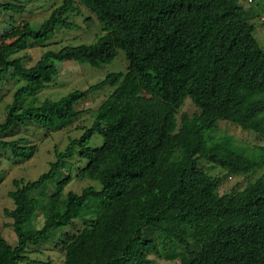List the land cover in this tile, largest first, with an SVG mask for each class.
<instances>
[{"label":"trees","instance_id":"1","mask_svg":"<svg viewBox=\"0 0 264 264\" xmlns=\"http://www.w3.org/2000/svg\"><path fill=\"white\" fill-rule=\"evenodd\" d=\"M78 6L101 25L103 35L94 44L48 50L32 66L16 56L46 44L57 28H71L69 15ZM0 10L19 9L0 3ZM243 12L239 0H62L39 29L27 20L5 23L0 32V96L15 80L24 84L14 92L7 119L0 123V149L9 150L16 161L30 160L37 146L25 138L5 140V134L31 123L61 130L79 118V103L106 87L114 90L97 109L92 126L64 151L56 150V161L46 173L34 181L13 180L8 196L14 209L5 213L13 220L17 243L9 244L0 232V264L34 263L27 256L29 247L72 227L92 201L99 203L95 218L74 234H63V264H152L149 254L157 250L160 238L181 249L169 251L168 261L264 264V173L242 191L219 195L221 179L199 166L207 160L235 176L264 166V148L256 156L231 136L206 137L219 121L264 136V49ZM119 51L126 56V73H110L58 100L27 104L53 82L55 62L100 68L111 64ZM187 98L200 113H184L179 121ZM97 134L102 145L89 147ZM76 154L87 160L76 179L97 181L101 189L89 186L64 198L74 179L67 174L56 181L51 195L43 200L35 195ZM39 209L40 229L32 226Z\"/></svg>","mask_w":264,"mask_h":264},{"label":"rangeland","instance_id":"2","mask_svg":"<svg viewBox=\"0 0 264 264\" xmlns=\"http://www.w3.org/2000/svg\"><path fill=\"white\" fill-rule=\"evenodd\" d=\"M61 2L62 0H0V3L3 4L13 3L19 9L18 12L0 10V32L4 28L5 23L11 18L17 23L27 20L32 24L34 29H39L41 24L48 19L53 9L61 5ZM239 5L244 8L243 17L248 18L254 24V35L260 46L264 49V0H239ZM88 17H91L92 23L86 22V18ZM69 21L72 23L71 28H57L54 36L46 44L29 47L17 53L16 56L24 57L26 65L32 66L48 50L60 51L66 46L91 45L103 35L99 21L82 6H78L77 10L69 15ZM127 65L126 56L123 51L118 52V56L111 64L100 68L70 60L55 62L58 73L53 82L47 89L28 98L27 104L40 105L45 100H58L73 91L86 90L90 86L102 81L110 73H126ZM22 84L24 83L15 80L1 94L0 123L6 121L9 106L13 101V94ZM113 90L114 88L112 87H106L91 95L81 104L79 103L76 109L82 111L81 115L72 124L61 130H48L31 123L27 127L19 128L16 134L7 133L4 135L5 140L25 138L27 143L37 146L35 155L25 162L16 161L9 150L0 149V232L9 244L16 245L17 243V236L12 226L13 220L5 213V210L14 209V203L8 196V192L14 189L13 180L34 181L46 173L50 168V164L56 161V150L64 151L72 139L80 138L84 131L92 126L97 109ZM184 113L192 116L199 114L200 110L190 98H187L177 116L179 121L181 115ZM211 134L216 138L231 136L235 140V143L239 146L247 147L249 153L256 156H259L264 148L263 135L253 131H245L226 121H219L217 129L213 133H207L206 137H209ZM102 143L103 138L97 134L92 138L89 147H100ZM261 155L264 156V154ZM86 164L87 160L82 159L76 154L73 159L67 162L65 169L62 170L56 180L49 182L42 191V194L40 192L35 195L42 198V200L43 195H51L55 189L56 181L67 174L74 177V179L65 189L64 198L70 191L81 194L89 186H94L100 190L101 184L97 181L76 179L75 176L78 169L85 167ZM199 166L206 174L221 179V185L218 189L219 195L242 191L250 182H255L264 173V166L257 169L253 174L241 176L230 175L226 170L207 160H200ZM44 203L45 201L42 202V206ZM98 209V202H90L84 212L83 218L76 220L72 227L52 232L47 243L30 246L27 256L34 263L26 262L22 264H63L65 256L59 247L63 234L65 232L74 234L85 224L86 220L95 218ZM32 226L38 229L43 226V212L41 209L35 213L32 219ZM164 241L163 238L158 239L157 250L150 252L149 258L152 264H180L179 260L168 261L165 258V255L173 249L181 252L179 245L171 241H166L164 244Z\"/></svg>","mask_w":264,"mask_h":264}]
</instances>
